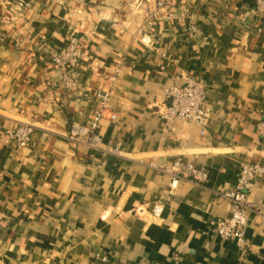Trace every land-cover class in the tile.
<instances>
[{
	"label": "crops",
	"instance_id": "0c3cea01",
	"mask_svg": "<svg viewBox=\"0 0 264 264\" xmlns=\"http://www.w3.org/2000/svg\"><path fill=\"white\" fill-rule=\"evenodd\" d=\"M15 1L0 0V264H264V175L246 210L248 246L213 230L232 216L221 193L239 166L264 164L256 0H169L146 44L138 30L157 0H35L23 13ZM72 36L83 52L69 70L74 89L51 60ZM188 76L209 83L205 128L157 112ZM106 91L116 119L101 120L99 139L70 140ZM23 122L37 128L19 149L7 135ZM177 158L205 168L209 183L181 180L171 193L159 167ZM154 202L160 217L131 213Z\"/></svg>",
	"mask_w": 264,
	"mask_h": 264
},
{
	"label": "built area",
	"instance_id": "2783aa9c",
	"mask_svg": "<svg viewBox=\"0 0 264 264\" xmlns=\"http://www.w3.org/2000/svg\"><path fill=\"white\" fill-rule=\"evenodd\" d=\"M34 1L16 0L14 4L23 13L32 6ZM256 2L258 8L264 11V0H256ZM144 4L143 1H139L134 6L136 9H140ZM156 7V10L149 13L144 28L142 27L138 30V34L141 37L140 40L145 44L151 39L152 35L150 32L153 29L154 17L160 13L167 14L169 0H157ZM168 16H172V13L169 12ZM192 28L194 29L193 26ZM82 58L83 52L80 46V39L76 36H72L65 47L55 50L51 54L52 62L65 71L64 85L70 89H74L76 83L69 70L77 66ZM119 73L120 70L116 69L115 74ZM113 79H115V76ZM208 86L209 83L205 79L197 76H188L183 84H175L166 88L165 99L159 103L157 112L167 121L180 118L192 121L205 128L210 116V112L205 106ZM111 95L110 91L99 93L100 108L95 114L94 122L90 126L77 122L72 123L69 133H67V137L70 140L79 138L99 139L100 134L98 131L101 120L104 118L116 119V115L110 110ZM36 128L37 125L33 122H23L14 131L8 133L7 136L14 139L19 149L26 148L30 145L32 134ZM260 134L264 138V126L261 128ZM159 170L170 176L169 190L171 193L177 190L181 180H188L198 185H205L210 180L209 173L205 168L198 167L194 163L181 158L175 159L166 166H160ZM260 175H264V164L260 162H244L239 166L235 186L221 193L231 202L232 216L228 219H219L213 224V230L216 234L227 239L238 240L243 244L244 248L248 246L245 235L247 226L246 210L251 207L250 193ZM163 209L162 203L154 202L151 207L139 205L131 213L137 216L149 213L154 217H160ZM257 209L264 213V205L258 206ZM108 258L107 255L102 256L104 262H109Z\"/></svg>",
	"mask_w": 264,
	"mask_h": 264
}]
</instances>
